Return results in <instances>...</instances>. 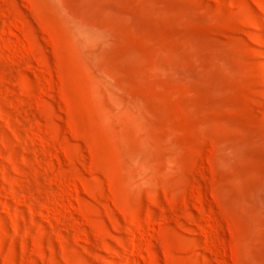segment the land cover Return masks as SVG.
I'll return each instance as SVG.
<instances>
[{
	"label": "rangeland",
	"instance_id": "1",
	"mask_svg": "<svg viewBox=\"0 0 264 264\" xmlns=\"http://www.w3.org/2000/svg\"><path fill=\"white\" fill-rule=\"evenodd\" d=\"M0 264H264V0H0Z\"/></svg>",
	"mask_w": 264,
	"mask_h": 264
}]
</instances>
